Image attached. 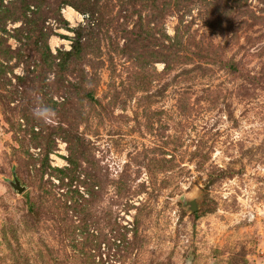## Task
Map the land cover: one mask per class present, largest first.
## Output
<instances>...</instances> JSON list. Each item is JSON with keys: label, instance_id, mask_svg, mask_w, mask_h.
Segmentation results:
<instances>
[{"label": "rangeland", "instance_id": "rangeland-1", "mask_svg": "<svg viewBox=\"0 0 264 264\" xmlns=\"http://www.w3.org/2000/svg\"><path fill=\"white\" fill-rule=\"evenodd\" d=\"M0 264H264V0H0Z\"/></svg>", "mask_w": 264, "mask_h": 264}, {"label": "trees", "instance_id": "trees-1", "mask_svg": "<svg viewBox=\"0 0 264 264\" xmlns=\"http://www.w3.org/2000/svg\"><path fill=\"white\" fill-rule=\"evenodd\" d=\"M93 26H95V24L93 23V20H88L87 22V26L83 28H79L76 29V35L78 36V38H76L74 45H73V49L71 51L68 52L69 55H72L74 51L80 52L81 51V45H82V39L85 35V31L90 30L91 28H93Z\"/></svg>", "mask_w": 264, "mask_h": 264}, {"label": "clouds", "instance_id": "clouds-1", "mask_svg": "<svg viewBox=\"0 0 264 264\" xmlns=\"http://www.w3.org/2000/svg\"><path fill=\"white\" fill-rule=\"evenodd\" d=\"M37 118L47 120V118L50 115V112L48 109H41L38 113H36Z\"/></svg>", "mask_w": 264, "mask_h": 264}, {"label": "water", "instance_id": "water-1", "mask_svg": "<svg viewBox=\"0 0 264 264\" xmlns=\"http://www.w3.org/2000/svg\"><path fill=\"white\" fill-rule=\"evenodd\" d=\"M15 187L18 188L20 192H23L24 189H25V187H20V182L19 181H17V183L15 184ZM193 205H195V203Z\"/></svg>", "mask_w": 264, "mask_h": 264}, {"label": "bare ground", "instance_id": "bare-ground-1", "mask_svg": "<svg viewBox=\"0 0 264 264\" xmlns=\"http://www.w3.org/2000/svg\"><path fill=\"white\" fill-rule=\"evenodd\" d=\"M66 12H67V11H66ZM68 14H69L71 17H73L72 12L69 11Z\"/></svg>", "mask_w": 264, "mask_h": 264}]
</instances>
